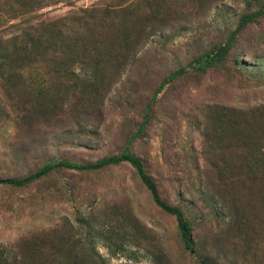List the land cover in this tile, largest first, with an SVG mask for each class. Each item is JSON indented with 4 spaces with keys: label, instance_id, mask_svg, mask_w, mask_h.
I'll use <instances>...</instances> for the list:
<instances>
[{
    "label": "rangeland",
    "instance_id": "rangeland-1",
    "mask_svg": "<svg viewBox=\"0 0 264 264\" xmlns=\"http://www.w3.org/2000/svg\"><path fill=\"white\" fill-rule=\"evenodd\" d=\"M6 1L0 179L127 149L161 198L182 211L193 251L183 248L175 218L121 163L94 173L64 166L21 189L1 186L0 257L54 230L104 264H264V14L236 31L264 0H41L15 17L9 7L17 5ZM54 22L70 37L66 51L52 39L37 42L39 25ZM28 34L37 47L7 79L14 61L2 56L23 50ZM220 51L214 66L193 70L196 59ZM181 68L189 71L170 77ZM232 121L249 124L233 130ZM250 169L258 175H243Z\"/></svg>",
    "mask_w": 264,
    "mask_h": 264
},
{
    "label": "trees",
    "instance_id": "trees-1",
    "mask_svg": "<svg viewBox=\"0 0 264 264\" xmlns=\"http://www.w3.org/2000/svg\"><path fill=\"white\" fill-rule=\"evenodd\" d=\"M10 1L11 0H7L6 3H10ZM12 1H14V3L17 5L14 8L12 6L9 7L10 8L9 12L14 17L21 13L23 14L29 13L34 9H38L42 5L41 0H12ZM263 14H264V6L261 9H259V11L256 14L243 16L238 21L236 31H239L245 25L253 23L256 17H258V15L261 16ZM39 26H40V31H39V35L37 36L38 39L37 42L40 44V47H43L45 43L49 41V39H52L53 41L56 42V44L60 45L61 50L65 49L63 51H66L67 46L71 44L70 37L66 33H63L61 31V28L58 27V26H62L61 23L54 22L51 23V25L42 27L41 24ZM31 29L32 28H30V30ZM32 30L33 32L37 31L35 28ZM28 36L29 38L26 39V43L23 45V50H7L2 56L3 59L9 60L11 58L14 61V63L11 65L8 63L9 74L7 76V79L11 80L17 78V74L15 72L17 66L15 64L27 63L29 59H27L28 55L26 52L28 51L29 48L32 49L37 47L35 46V42L33 41L34 39H31L33 38L31 34H28ZM234 36L235 34H232V36L229 37V40L232 39ZM225 49H227V47H225L223 50ZM222 53H223L222 51L216 53H209L196 59L194 61V64L196 66L193 68V70L204 71L207 67L214 66L216 58L221 56ZM34 56L36 55L34 54ZM75 56H78V54ZM63 57L65 58L66 55H64ZM188 68H181L175 71L174 73H172L170 77L175 79L179 76H183L189 71ZM160 90L161 88L155 90L152 98L153 100L157 97ZM263 114L264 113L260 114V116L263 117ZM149 115H150L149 110L144 111V120L141 126L139 127L138 132L143 131L144 125L149 120ZM248 124L249 123L245 124L244 122L237 123L235 121H232L231 127L233 130H236L246 127V125ZM263 124H264V119L261 118L260 126H262V129L264 131ZM137 136L138 134L135 137ZM121 163H128L131 167H133L137 175V178L139 179L141 184L149 191L153 202L162 211L175 218L178 229L181 234V242L183 244V248L185 250L193 251V248L191 246L193 234L191 232L190 224L185 220L182 211L178 207L168 204L166 201H164L161 198L156 183L153 182L152 179L146 174L145 168L142 162L140 161V159L135 155H133L131 152H129L127 149H124L118 155L105 157L96 162L89 164H77V163L65 162V161L59 162L57 164L47 163L42 167H40L34 174H32L29 177L18 180L0 179V187L5 186L10 188L21 189L39 179L46 177L55 169L65 168L64 166H66L67 169L75 170L80 173H94L109 168L110 166ZM232 168L236 170V172H239L243 169V167L239 165H236ZM249 174L254 176L258 175L256 172H254L251 169L249 173H243V175H249ZM259 174H260V194L263 195L264 194V161H262L261 158H260ZM72 236L73 235H70L67 232L64 231L54 232V230L45 234L34 235V237L32 236V238L25 239L16 247L17 249L16 256H14L13 258L10 259L9 257H4V258L0 257V264H104L102 262L99 263L98 261H92L91 259H88L85 256H83L81 250H79L81 249L80 247L83 244L76 241L75 242L72 241L71 240ZM57 251L60 254V258H56ZM76 252L77 254L72 258H70ZM79 254H81L82 256H79ZM201 264H210V263L202 261Z\"/></svg>",
    "mask_w": 264,
    "mask_h": 264
}]
</instances>
